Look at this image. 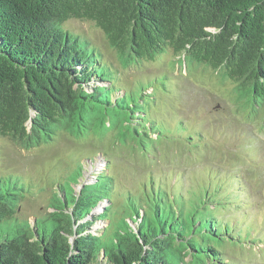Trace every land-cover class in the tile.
Returning <instances> with one entry per match:
<instances>
[{"label":"trees","instance_id":"obj_1","mask_svg":"<svg viewBox=\"0 0 264 264\" xmlns=\"http://www.w3.org/2000/svg\"><path fill=\"white\" fill-rule=\"evenodd\" d=\"M73 19L93 23L124 70L171 50L179 64L205 65L231 81L236 104L248 97L243 111L264 117V0H0V139L31 151L59 135H96L141 153L166 140L182 141L185 151L213 142L200 129L186 134L183 119L171 130L176 121L152 115L147 89L121 92L101 51L63 28ZM218 174L206 172L190 190L180 174L174 183L148 174L142 194L128 191L121 206L111 201L110 173L78 195L71 185L81 176H73L33 223L19 216L32 185L0 175V264H240L227 252L264 247V233L251 236L240 173ZM101 221L107 226L91 232Z\"/></svg>","mask_w":264,"mask_h":264},{"label":"rangeland","instance_id":"obj_2","mask_svg":"<svg viewBox=\"0 0 264 264\" xmlns=\"http://www.w3.org/2000/svg\"><path fill=\"white\" fill-rule=\"evenodd\" d=\"M63 28L86 39L101 51L103 61L114 73L119 87L123 88L121 92L131 91L137 95L140 89H147L145 94L151 93L154 98L149 103L152 115L172 123L176 121L171 130H176L180 123L177 120L183 119L180 126H184L186 134H198L200 129L213 142L185 151L182 141L166 140L160 141L159 147L157 144L158 149L141 153L137 146L130 151L110 143L112 138L99 140L98 136L91 135L85 140H75L59 135L55 142L23 151L8 139L1 138L0 175L17 176L32 185V195L22 202L19 216L33 223L36 218L51 212V199L61 195L57 187L61 185L67 189V183L77 175L81 176L80 183L71 185L75 195L83 186L93 184L98 173H110L115 180L111 201L121 206L128 201L129 193L132 194L128 191L133 190L138 196L142 194V185L148 174L156 182L166 178L168 183H174L176 175L180 174L184 189L190 190L191 186L204 182L206 172L218 171L221 177L228 174L239 178L236 174L240 173L238 181L241 179L245 195H241L239 201L246 204L243 214L256 224L251 236H257L256 231L263 234L264 122L260 120L264 121V117L250 119V110L243 111L245 108L242 106L247 104L248 97L236 104L240 100L239 94L231 81H222V75L212 72L205 65L198 66L189 60L179 64L178 57L171 50L153 61L142 60L124 70L116 53L107 46L104 35L93 23L73 19L64 23ZM165 86L167 90L163 91ZM91 87L87 91L90 92ZM119 95V92L114 93V97ZM92 139L96 141L94 145L100 146L99 149L93 146ZM106 156H111L110 161ZM81 164L83 167L80 170ZM100 204L102 202L92 214L103 210ZM102 205L105 206V203ZM238 213H241L240 210ZM106 226L107 221L97 222L90 231ZM244 242L249 245L246 238ZM227 256L240 264H264V247L262 244H255L253 249L245 246L241 250L228 251Z\"/></svg>","mask_w":264,"mask_h":264}]
</instances>
